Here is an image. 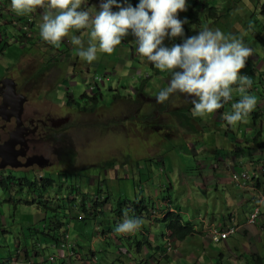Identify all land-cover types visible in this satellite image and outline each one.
Returning a JSON list of instances; mask_svg holds the SVG:
<instances>
[{
	"label": "rangeland",
	"instance_id": "374dc122",
	"mask_svg": "<svg viewBox=\"0 0 264 264\" xmlns=\"http://www.w3.org/2000/svg\"><path fill=\"white\" fill-rule=\"evenodd\" d=\"M94 3L95 0H93ZM219 3L218 8L215 6H210V8L230 9L233 0H220ZM263 6L264 3L257 7V0L254 5L250 2L237 4L233 8L237 13L231 19H222L219 24H216L218 25L216 29L219 30V26L234 23L241 27H245L247 23L254 26L255 31L246 30L238 33L220 31L226 36L242 38L245 46L251 48L255 46V49L259 50L258 53L254 52L247 58L246 67L240 70L241 75H247L252 79V92H258V94H264V82L255 71L256 65L259 70L264 65ZM191 7L192 0H187L185 13L190 12ZM217 17L218 13L215 18L204 15L203 20L212 23ZM6 30L9 34L1 43L4 50L0 54V80L10 75L17 82V86H21L27 80V89L23 94L27 99L25 113L29 114L33 109H37L46 122L51 118L69 117L71 123L53 133L64 140V153L67 152L65 148L67 145H72L75 152V154H59L57 151L59 145L55 140L52 142L49 140L48 143L45 141L44 156L51 158L53 163L45 168L34 166L28 169L21 168L18 171L31 181L34 174L39 176L52 174L57 184L62 181L65 185L68 174L79 175L70 178L68 183L77 185L81 188L80 191L90 193V197H94V194L96 192L98 194L101 190L102 198L108 199V203L104 206V214H99L94 219L70 218L73 216L69 212L66 213L67 218L70 219L66 233L67 241L70 245L74 244L80 254L87 255L92 249L97 255H104L105 252L109 257L120 255L115 252L117 245L114 242L117 238L115 236L104 237L100 234L101 226L114 228L116 231L119 224L110 216L117 200L143 203L150 213L154 210L160 215L155 225H150L152 222L149 219L142 221L145 233H139L137 240L134 234L130 238L122 239V258L127 261L143 259L145 251L150 252L151 250L148 244H151L152 249L155 250L156 245L161 243L163 249L166 250L167 242L163 241L162 234H166L169 220L182 218L191 223L194 217L198 216L195 210L201 217L205 216V208L198 205L194 209L191 201L184 196L186 182L193 183V181L200 180L206 185L207 192L216 191L218 188L217 192L223 191L230 202H233L231 196L234 197V194L236 198L234 183L227 185L222 175L226 173V169L231 167L235 170L234 165L231 166L226 161L233 163L238 160L241 164L248 165L247 161L240 157L244 156L247 148L251 146L250 143L239 135L237 129H233L229 138L224 137L223 132L228 127L223 124V119H220L221 116L216 110L213 115L206 114L207 116L200 120L191 119L190 124L200 134H190L188 127L182 125L177 119L176 113L182 108L186 112L189 104L193 103H189L184 94L182 96L179 91L171 93L163 104L157 103L156 97L160 91L169 86V79L160 78L157 73H154L146 57L138 52L132 58L127 51L114 50L110 55L98 51L97 58L91 63L81 57L73 62H63L62 57L72 50L66 45H63L60 50H55L52 55L44 52L47 49L44 48L43 51V48L35 46L39 42L35 35L34 40L27 42L19 38L17 42H14L13 27L10 24H1V33L5 34ZM79 38L82 39V36ZM45 44L48 49L55 46L49 42ZM68 45L71 44L68 43ZM48 64L53 66L48 70L44 69ZM87 67L92 70H109L113 77H117L113 82L107 81L103 86L97 75L96 81L102 91L99 98L102 97V99L98 101L99 106L93 113L68 107L69 98H65L69 93L81 106L83 105L82 97L88 86L93 83L89 72L86 71ZM142 69H148L152 74L145 96L137 94L134 88L137 82L136 77L138 78V73ZM117 74L120 75L115 76ZM133 78L135 79L130 84ZM138 80L141 79L138 78ZM122 83H127V86L123 87ZM109 84L120 88L117 91H110ZM231 88L233 94L238 91L239 86H231ZM115 92H120L122 97L113 99L111 95ZM132 94H134V99L131 97ZM136 95L137 100L141 99L140 102L135 101ZM142 102L148 111L141 112ZM193 108L194 105L191 112ZM155 111H160L156 118L152 117ZM224 113L227 114L226 111ZM191 118L194 117L191 115ZM247 155L250 158L253 157L251 153ZM109 161H113V166L105 165ZM11 170L14 171V169ZM60 172L66 173V176L60 177ZM81 176L86 177L85 182L82 181ZM187 176H190V181H187ZM201 190L203 192V188ZM69 192L70 189H67V186L60 189L62 195H67ZM219 193L218 197L221 196ZM14 194L12 193L10 202L0 205V258L7 260L3 263H11L12 259L24 255L32 258L35 263L39 261L43 264L61 262L62 257L57 248L50 245L45 247L50 239L43 236L41 230L45 222L44 218L54 213L35 205L23 204L27 200L25 193ZM3 200L8 201L9 197L0 192V201ZM164 200L171 202L170 206L164 203ZM131 205L126 204L123 207L132 210ZM144 216H146L145 213ZM146 232H148L147 235ZM174 241L175 238H171L173 248L175 247ZM233 242H237L241 248L238 256L235 255L231 259L232 262H236L249 254V247L236 234L229 237L228 244L231 245ZM41 244H43V249L40 250L39 256H35ZM192 252L195 257L190 256L189 262L193 264H219L220 253H214V261H212L209 254L201 253L198 249ZM223 253L228 256L227 251ZM49 256H55V260H49ZM76 262L74 261V264ZM179 263L186 264L181 258ZM16 264L24 263L17 261ZM115 264L121 263L116 262ZM157 264H167V261L158 260Z\"/></svg>",
	"mask_w": 264,
	"mask_h": 264
},
{
	"label": "clouds",
	"instance_id": "9594fccd",
	"mask_svg": "<svg viewBox=\"0 0 264 264\" xmlns=\"http://www.w3.org/2000/svg\"><path fill=\"white\" fill-rule=\"evenodd\" d=\"M100 2L101 0H95V3L93 5L97 4V5H101V7L100 10L97 12V14L93 16L90 15V13L87 10H80L82 0H11V5L7 7L8 9H6L3 0H1L2 7L0 11V19L3 18L4 16L3 14L4 10H8L7 19H10V15L12 13H16L20 15L18 17H14L12 15L13 19L11 20V24L19 32L16 42L18 41L19 38L28 42L29 35H27L23 31L22 27L19 26V23H22L23 20L25 19L28 20L26 18V15L23 14L31 13L37 8H42V9L47 8L48 11L44 12L43 22L40 24V36L44 41H46V43L49 42L50 44L57 46L56 48L61 46L62 44L61 39L67 36L71 29L74 28L80 30L84 28H91L87 47H85L81 38L76 36H73L71 38V43L73 45L78 46L79 57H81L82 59L86 60L89 63H91L97 58L98 51L110 55L113 53L115 47L121 43L124 37H129V38H131L132 36L137 37L138 39L136 43L138 44V52L141 56L147 58L151 66L152 64L154 65V67L152 66L154 73L157 72L156 69H159L162 72L158 73L159 74L158 76L164 79L165 78L168 79V76L166 74L167 71H171L172 73V78L168 80L169 86L166 89L160 91L159 94L157 95L156 97L157 103L165 102L168 99L169 95L176 91L181 92L182 96L184 94L186 100L187 97L193 96L194 99L192 101H188L189 103L192 102L193 104H189V108H187V112L189 113L190 116L192 115V117L198 118L197 120H200V118L205 117L206 114H210L222 107L224 108L226 102H228L232 98L231 86H233L234 84L235 86H239L238 91L241 94L245 93L246 89H249V87L251 86L253 82L252 79L247 75H241L240 70L245 67L246 60L249 56L252 55L253 49L251 47L245 46V43L243 42L242 38L238 39L234 36H226L219 29L213 31L209 28H204V30L202 31L201 25H202V21H204L203 14L205 13V9L207 5L203 9V11H198V13H200L201 15L200 18H198L195 17L194 14V12L196 11L194 9L195 0H192V7L190 9V12L187 13H185V10L187 8V0H130L129 5H125V0H120V2H118V0H106V2L104 3H100ZM262 2H264V0H260V5L262 4ZM178 13H180L181 15L180 16L177 15ZM197 21L200 22V25L198 27L199 30L198 34L188 37L187 39L184 40L183 44L173 45L175 38L182 37L184 34L183 24L185 23V27L188 30H192ZM26 23L27 21H25V24ZM204 23L207 22L204 21ZM217 23L218 22H212V24L211 23L210 24L214 26ZM28 30L29 33L33 34V37L31 38L33 39L34 31H33L32 20L28 21ZM168 46H172V47H168ZM146 70L148 69L140 70V72L138 73V78L141 79L143 76H146L147 74ZM255 71H257L256 67H255ZM88 72L93 80V83L90 86H88V89L84 95H87L89 97H93L96 94V92H98V98L101 96L100 95L102 93L101 86H99L98 82L96 81L97 75L100 77L103 86H105L107 81L113 82L114 79H117V77H113L111 71L109 70H105V71L92 70L90 68ZM260 74L264 77V72ZM118 75L120 74H117L115 76ZM8 76L12 78V76L10 75ZM138 78L136 77L137 82L134 84V88L136 89V91H137ZM12 79L14 80V78ZM134 79L135 78H133L132 80L128 79L130 80V84L132 81H134ZM237 83L239 85H237ZM126 84L122 83V86L126 87L127 86ZM108 88L110 89V91H117V89L120 87L118 86L115 87V85L113 87L112 84H109ZM247 92L252 93L251 89H249V91ZM255 94H258V92H256ZM113 95L115 97H120V98L122 97L120 92H115L111 95L112 98H115L113 97ZM133 95L134 94H132L131 96L132 98ZM142 95L145 96V94ZM258 95L263 96L264 94H258ZM19 96L22 95L17 96L15 93V98L12 99L13 102ZM66 97L69 98L68 102L70 101V99H73L78 103L76 98L74 96H71V94L67 93L65 98ZM82 99H83V105L81 106L78 103L79 109L86 113H93L98 108L99 106L98 101H100L102 97L99 98L97 101H93L94 104L90 103L91 105L89 106H88V102L90 99H88L87 97L85 98L82 97ZM135 101L138 102L137 95ZM68 102H67L68 107L78 109L77 106H69ZM26 103H27V99L23 103V111ZM223 103L225 104L223 105ZM256 104H257L256 97L243 95L241 100H239L237 103L232 105L233 112L231 114H229L231 112L229 110H226L227 114H225L222 109L220 119H223V121L225 120L226 125L228 126L231 125L235 126L238 122L243 121L245 117H247V115L249 114V118L252 120L253 123L263 124L264 104L263 105L260 104V107L255 108ZM94 105L96 107L94 111L84 110V108L90 109ZM193 105H194L193 112H191V108L193 107ZM227 105L228 107H230V104ZM9 111L10 110H8L7 112ZM141 112H145V111L141 110ZM155 112L156 113L154 116L151 115L154 118L157 117V113L160 111H155ZM254 113H257L258 116L256 117ZM68 118L67 117L55 118V119L52 118L50 120L51 121L50 123H52L51 124L52 128L57 129L63 126H67L71 122L70 118L69 119ZM134 118L135 117L133 116V120ZM68 120H70L68 123L60 124ZM56 124H60V125H56ZM186 126L188 127V129H194V127L191 124ZM53 132L55 131L50 132V134L48 135V139L51 142L53 140L57 142V144L59 145L57 147L58 153L64 155L66 153L75 154L72 145L71 146L67 145L65 147L67 152L64 153L63 152L64 140L58 138L56 134ZM190 132L191 131L189 130V133ZM194 132H198V131L194 129V131L191 134L193 135L197 134ZM23 143L24 140L22 141V143L20 142L19 145L21 146ZM263 143L264 140L261 141L259 147L264 151V148L262 147ZM253 149H254L253 146L249 147L248 153H251L253 157L247 159L246 161L248 164H251L250 166H252L253 169H257L258 168L257 165L259 163L264 162V157L263 155H259L257 157L255 153H253L254 152ZM33 156H28L27 158H31ZM25 157L26 154L24 157L19 156L17 158H25ZM16 161L19 164H23L26 162L25 161L23 163H20L18 159H16ZM106 164L107 163H105V165ZM34 166L39 167L38 165H33L29 167H22V169H28ZM46 167H48V165ZM8 168L9 170L21 169L19 167L11 168L9 165H6L4 168H0V170L2 171ZM249 172L250 171L247 170L242 171L240 173L236 172L232 174L231 181L236 182L237 185L241 186L240 188L251 187L252 185H254V180H252V178L255 176L253 174H250ZM5 176L6 175H2L0 178H4ZM23 176L26 175L23 174ZM34 176L40 177L37 174H34ZM43 176L46 175L43 174ZM81 178L82 181L84 182L86 181L85 176H81ZM168 187L172 189L171 186L168 185ZM67 189L69 188L67 187ZM81 192H83V190ZM99 192L102 191L99 190ZM99 192L98 194L96 192V194H94V197H90V193L83 192L88 197V201L86 203L88 208L92 206V201L94 198L99 201H104V198L98 199ZM69 194L71 193L69 192L68 195ZM261 194H264V191ZM76 202L80 207L79 197L78 199H76ZM165 202L171 204V202L164 200V203ZM263 203H264V195L259 199L258 205L253 207V209L249 213L247 217L248 225L253 226L257 223L258 218H260L261 216V211H262L261 206ZM144 209L146 210L144 211ZM255 209H259L260 212L259 214H257L254 223L251 224L249 223V218ZM141 210L144 211L146 216H144V213L142 215L136 214V212L133 209L125 211L129 214L126 215V213L124 212L120 218H115L114 214L111 213L110 218H112L113 221H115L116 219L115 222L119 225L116 228V231L113 228L104 237L115 236L117 239L114 243L117 245V242L122 243L123 238H128L127 234L133 232L139 227L142 229L143 231L142 233L144 234L145 228L143 227L142 221L149 219L152 222L150 223V225H155L156 223H158L159 221L158 218L160 216L158 211L153 210L150 213L149 210L144 207H142ZM162 215L164 216V214ZM180 220H182L183 222H188L182 218ZM192 226L194 228L193 235L195 236L197 235L196 232L197 229H195L194 225ZM228 227L223 230L212 229L210 231L211 240L216 243L220 242L221 240H227V239H220L219 241H215L213 239L212 233L213 230L225 232L228 229ZM234 227L237 229L235 225ZM101 228L103 229L102 226ZM237 232L235 234H237ZM168 233L169 232L166 229V234H162L164 241L167 242V249L164 250V252H162V250L159 252L150 251V255L148 256L150 262L149 264H157L158 260L167 261V256H166L167 254L170 253H173L171 255L179 254L180 253L179 250L181 248L180 245H176V241H183L187 237L189 238L190 236L193 237V235H188L183 239L175 238L174 241L175 247L173 248L171 243L172 237H169ZM147 234L148 232H146V235ZM135 238L137 240V237ZM67 244H69V241H67V237H66L65 239H63L60 246H57L55 248H64L66 247ZM156 253L159 255L161 254L160 255L161 259L159 258V256L154 257V254ZM68 255L73 256L74 251L68 249ZM52 257L53 259H49V260L51 261L55 260V256ZM96 261L97 259L95 258L92 263ZM10 264L13 263L11 262Z\"/></svg>",
	"mask_w": 264,
	"mask_h": 264
},
{
	"label": "crops",
	"instance_id": "0c3cea01",
	"mask_svg": "<svg viewBox=\"0 0 264 264\" xmlns=\"http://www.w3.org/2000/svg\"><path fill=\"white\" fill-rule=\"evenodd\" d=\"M4 5L7 7L11 5V0H3ZM106 0H101L100 3H104ZM120 2V0H118ZM130 0H125V5H129ZM202 4H206L209 6H215L219 7L220 5V0H200ZM250 2L252 5L255 4L256 0H233V4L230 5V9L227 10H219L218 9V17L215 19L214 22H221L222 19L229 20L232 18L233 15H235L237 12L233 9L237 4L241 3H248ZM264 3V2H262ZM258 5V2H257ZM93 8V0H82L81 4V9L80 10H87ZM45 11H48L47 8H37L31 13H26L23 15H29V18L33 21V31L35 38L38 39L39 42L35 45L37 48H44L47 49L44 52L51 53V50L45 47L46 41L42 39L40 36V24L43 22V14ZM4 16L3 18L0 19L1 24H10L12 27L13 25L11 24V20L13 19L12 15L14 17H18L20 15L16 13H12L10 15V19H7L8 17V10H4L3 12ZM195 17L200 18V13L198 11L194 12ZM177 15H181L178 13ZM212 24V23H211ZM210 23H204L202 21L201 25V30L203 31L204 28H209V29H216L218 25H214V27H209L211 25ZM1 27V26H0ZM254 26L251 25L250 23H247L245 27L239 26L237 23H234L232 25L228 26H219L220 30L224 31H232L235 33L241 32V31H255ZM14 33L12 34V39L14 42H16V39L18 38V30L13 27ZM79 31V32H78ZM7 34L9 32L6 30L5 34H2L0 31V42L4 39L7 38ZM89 32L87 31L86 28L84 29H71L69 31V34L61 39V41L67 40L71 44L70 38L73 36L80 37L82 36V41L84 45H87V41H89ZM80 35V36H79ZM34 40V38L32 39ZM78 46H74L72 50H69V53L67 55H64L62 57L63 62H73L76 61V59L79 57L78 51H77ZM70 49V48H69ZM253 53L256 52L258 53L259 50L255 49V46L252 47ZM71 52V53H70ZM2 53V52H1ZM0 53V54H1ZM252 53V54H253ZM43 55L41 54V57ZM43 60V58H42ZM18 63L20 62L19 60L17 61ZM258 65H256V74H259L264 81V77L260 74L264 72V65H262L261 69L259 70L257 68ZM246 67V64H245ZM13 78V77H12ZM235 86V84L233 85ZM249 89L252 91V87L250 86ZM243 95H249V96H254L256 97L257 104L256 107H260V104H264V95H258L255 94L254 92L249 93L245 91V93L241 94L239 91L231 94L232 98L230 101V107H228L227 104H225V107L223 108V111L229 110L231 111L229 114L233 112L232 105L237 103L239 100L242 99ZM194 99L193 96L187 97L188 101H192ZM213 115V112L210 113ZM220 114V113H219ZM207 116V115H206ZM223 124L226 125L225 120L223 121ZM226 131L223 132L224 137L229 138V136L233 133V129H237V132L239 133L240 136H243L245 141H248L251 146L254 147L253 151L255 155L258 157L259 155H263L264 157V151L260 149L259 144L261 141L264 140V123L259 124V123H253L252 120L249 118V114L245 119L241 122H238L235 126L231 125L228 126ZM203 131L206 132V130ZM192 132H190L191 134ZM197 134H200L199 132H194ZM248 152L249 148H247L246 153H244V156H241L240 158L249 159L248 157ZM228 164L231 166L234 165L235 170L231 167L229 169H226V173L223 174L222 176L224 177V182L227 185H230L231 183H234L235 186V192L236 193V198L235 194L234 197L231 196L233 199V202L229 201L228 196L224 195L223 191L221 193L217 192L219 190L217 188L216 191H211L207 192L205 190L206 185L201 182L200 180H196L192 182H186L184 187V196L191 201V204L193 205V208L196 209L198 205L202 206L205 208V216L201 217L199 212L195 210V213H197L198 216L194 217L193 222H191L192 225H194L195 229H197V235L190 236V239L187 237L183 241H176V245H180V253L177 255H171L167 254V262L168 264H180L179 259H184L186 264H193L192 262H189L191 260V257H195V254L191 251L198 249L201 253H206L209 254L210 260L214 261V253H220V260L219 264H258L256 263V260L258 256L263 257L264 256V203L261 206V216L258 218V221L255 225L250 226L247 224V217L253 207L258 205L259 199L264 195L261 194L264 191V188H260L257 185H252L251 187L248 188H240L241 186L237 185L236 182L231 181V176L232 174L242 171H250V174H253L258 180H264V162L259 163L257 166V169H253L251 164L245 165L241 164L240 162L235 161L233 163H229L226 161ZM163 165V163H162ZM253 172V173H251ZM191 176V175H190ZM190 176H187V181H190ZM203 188V192L201 190ZM197 193V194H196ZM221 194L220 197H218L217 194ZM209 195V197H206ZM167 205L170 206L167 202H165ZM235 225L237 227V234L239 236V239L243 240L246 242V246L249 247V254L242 259H239L236 262H232L231 259L236 255L238 256V253L241 251V248L239 247L237 242H233L231 245L228 244L229 239L227 240H221L220 242L216 243L213 242L210 238V231L212 229H218V230H223L226 229L228 226ZM142 229L139 227L133 232L127 234V237L130 238L133 234L135 237L138 236L139 233H142ZM192 237V238H191ZM231 238V237H230ZM162 239L164 241V238L162 236ZM218 245H221V247H218ZM117 246H121L122 249V243L117 242ZM38 247V246H37ZM45 247L47 248V245L45 244ZM52 247H54V244H52ZM74 247V244L70 245L67 244L66 247L64 248H57L60 256L64 257L68 255V249H71ZM43 249V244H41L38 247V250L35 252V256H39L40 250ZM65 250V253H64ZM123 251V250H122ZM223 251L228 252V256H225ZM150 255V252L145 251V257L141 260H133L129 259L125 261L122 264H149L148 256ZM161 255V254H160ZM159 254H154V257H158L161 259ZM165 256V257H166ZM164 257V259H165ZM206 257V255H204ZM229 259V260H228ZM12 263L16 264L17 261H21L24 264H43L42 261H39L38 263H35V261L32 258L29 257H17L12 259ZM7 261L6 259L0 258V264H5L3 262ZM110 259L106 258L105 262L107 264H110ZM7 264V263H6ZM10 264V263H8ZM56 264H61V262L56 263ZM199 264V263H198Z\"/></svg>",
	"mask_w": 264,
	"mask_h": 264
},
{
	"label": "trees",
	"instance_id": "16d2710c",
	"mask_svg": "<svg viewBox=\"0 0 264 264\" xmlns=\"http://www.w3.org/2000/svg\"><path fill=\"white\" fill-rule=\"evenodd\" d=\"M258 5L257 7L260 6V0H257ZM206 7V4H202L200 2V0H195L194 3V9L196 11H203V9ZM256 8V7H255ZM264 9V6H263ZM218 13V11L216 9H211L209 5H207L206 9H205V13L204 15H209L213 18L216 17V14ZM193 14V13H192ZM26 18L28 20H31V18H29V15H26ZM200 25V22L197 21L195 23V26L192 30H188L185 27V23L183 24V28H184V34L182 37H176L173 45L175 44H183L184 40L187 39L190 36L196 35L198 34L199 30L198 27ZM88 29V28H86ZM137 37L132 36L131 38L129 37H124L121 41V43L119 45H117L115 47L114 50L117 51H122V52H129L130 53V57L134 58V55H136L138 53V44L137 42ZM69 41L64 40L62 41L63 45H66L68 47V49H72L75 45H73L71 43V45H68ZM70 44V43H69ZM62 45V46H63ZM168 47H172V46H168ZM59 48V49H58ZM55 49L53 47L49 48L52 52L51 54L54 55L55 50H60V46ZM4 48L1 45L0 42V53L3 52ZM129 50V51H128ZM152 64V63H151ZM53 65L52 64H48L47 67H45L44 69H50ZM152 66L154 67V65L152 64ZM180 70V69H177ZM156 73H160L162 71H160L159 69H156ZM147 74L146 76H143L141 78V80H138L137 83V93L139 94H145L146 93V88L148 87V85L150 84V80L152 78V74L146 70ZM168 79L172 78V73L171 71H167L166 72ZM159 75V74H158ZM160 77V76H159ZM161 78V77H160ZM237 85H239L237 83ZM125 86V85H124ZM246 91H249V89H246ZM87 97L89 100L88 102V106L91 105L90 103H93V101H97L98 100V92H96V94L93 97H89L87 95H83V98ZM113 97H115L113 95ZM120 97H115L113 99H117ZM139 102V100H138ZM164 103V102H163ZM162 103V104H163ZM94 104V103H93ZM225 103H223L224 105ZM226 104H230V101L226 102ZM69 106H77L79 109V104L74 101L73 99H70V101L68 102ZM95 105L88 109V108H84L85 111H94L95 110ZM222 108L216 110L220 113L221 116V112H222ZM184 109H182L179 113H176V117L177 119H179L181 121L182 125H190V121L191 119L197 120L198 118H191V116L189 115V113L186 111H183ZM191 114V113H190ZM254 115L257 117L258 114L254 113ZM221 118V117H220ZM191 132L194 131V129H189ZM262 147L264 148V143L262 144ZM107 166H113V161H109L107 164ZM60 177L66 176V173H59ZM78 175H67L66 176V185L62 182L59 181L60 183L57 184V182L55 181V178L51 175V174H47L46 176H34L33 180H28V178L26 176H20V174L15 173V172H11L10 174L5 176L4 178H0V192L1 193H5L7 194V196L9 197L8 201H0V205H2V203L6 204L8 202H10L11 200V196L12 193L13 195H15L14 193H17L18 195H22V194H26L27 196V200L23 202V204H28V205H35L38 206V208L40 207L43 210H51L54 214L50 215L49 217H45L44 220L45 222L42 224L43 228L42 230V235L43 236H47L49 237L50 241L49 244L47 243V246H52V244H54V247L60 246V244L62 243L63 239H65L67 237V229H68V225H69V218H67L66 213H70L73 217L70 218H79L82 220L85 219H94V217H96L99 214H104L103 210H104V206L108 203V199L104 198V201H99L96 200L95 198L92 201V206L90 208L87 207V201H88V197L86 194H84L83 192H81L77 187V185L75 184H70L68 183V180H70V178H74L77 177ZM6 178V180H5ZM252 180H254L255 185H257L258 187H262L264 188V180H260V178H258V180H256L255 177L252 178ZM62 182V183H61ZM67 186L70 189V193L71 194H67V195H62L60 194V189H62L63 187ZM16 188H18V190H16ZM57 188V190H56ZM98 195V199H102V194ZM78 197L81 198L80 200V207L78 205V203L76 202V199H78ZM126 204H132L131 207L132 209L136 212V214H143L144 211L146 209H144V211L141 210L142 207L146 208V206L143 205V203H138L137 201H117L116 202V206L115 208H113L111 210V213L114 214L115 218H120L122 216V214L128 210L129 208L123 207ZM134 212V213H135ZM135 215V214H134ZM65 217V219H64ZM116 221V219H115ZM101 226V225H100ZM193 226L188 223V222H183L182 220H177V219H173V220H169L168 224H167V231L169 232L168 235L169 237L172 238H177V239H183L188 235H193ZM40 231V230H37ZM111 231L110 227H104L103 229L100 227V234L102 236H106L108 232ZM147 242V241H146ZM149 248L151 249L150 251L152 252H159L162 250V252H164L163 249V244L159 243L156 245L155 250H153L151 244H148ZM123 246V243H122ZM124 246H126L124 244ZM71 251H74V255L70 256L67 255L65 257H62L61 260V264H74V261H77L75 264H107L105 262L106 258L110 259V264H115L116 262L118 263H124L125 260L122 258L123 255V251L121 249V246H117L115 249L116 253H120V255H115V256H111L109 257L108 255L105 254H101V255H97L96 252H94L92 249L90 251L89 254H85L82 255L80 254L77 249L75 247H72L70 249ZM75 256V257H74ZM74 258V260L72 259ZM97 259L96 262L92 263L94 259ZM136 260V259H133ZM256 263L258 264H264V256H258Z\"/></svg>",
	"mask_w": 264,
	"mask_h": 264
},
{
	"label": "flooded vegetation",
	"instance_id": "af4514ba",
	"mask_svg": "<svg viewBox=\"0 0 264 264\" xmlns=\"http://www.w3.org/2000/svg\"><path fill=\"white\" fill-rule=\"evenodd\" d=\"M101 5H93L92 9H88V12L90 15H95L100 10ZM91 31V28H88L87 31ZM33 37V34L29 36V41H31ZM63 44H61L60 48ZM54 46L53 48L55 49ZM51 54V53H50ZM90 67L86 68V71H89ZM35 80V79H34ZM27 80H25V83H23L21 86H17V82L15 81V93L16 95H22L24 96V92L27 89ZM9 84L0 89V105L3 102L8 103L9 112H6L5 110L0 108V156L1 155H7L8 161L4 162L2 156L0 157V165L1 164H9L12 159V156L15 154H18L19 152H25L26 157L25 158H17L20 163H23L26 161V158L28 156L38 155V156H44L43 153V145L46 141V143L49 142L48 135L51 131H56L60 128L54 129L52 128L50 123L51 119L49 121H45L42 119V115L38 112L37 109H33L29 114L25 113V107L24 111L22 110L21 114V123L19 127H17V122L14 118H10L8 120H5L4 117L8 115H14L17 109L16 101L17 98L12 100L11 93L9 91ZM25 97V96H24ZM26 100V98H25ZM24 100V101H25ZM12 107V108H11ZM141 110L148 111L147 107H145L142 103ZM68 118V117H67ZM69 119V118H68ZM70 120L60 123L65 124L68 123ZM71 123V122H70ZM56 124V125H60ZM12 141V143L15 144L14 147L10 148L9 141ZM24 140V143L20 146L19 143ZM45 157V156H44ZM48 160V166L52 164L51 158H47ZM12 170H0V177L2 175H9ZM15 173H20L18 169L14 170ZM20 176H23L22 173H20Z\"/></svg>",
	"mask_w": 264,
	"mask_h": 264
},
{
	"label": "water",
	"instance_id": "95a60500",
	"mask_svg": "<svg viewBox=\"0 0 264 264\" xmlns=\"http://www.w3.org/2000/svg\"><path fill=\"white\" fill-rule=\"evenodd\" d=\"M9 84V91L11 93V97L12 99L15 98V82L12 78L10 77H5L3 79L0 80V89H2L3 87H6ZM25 98L23 96H19L17 97V101H16V105H17V109L16 112L14 113V115H8L6 117H4V119H9V118H15L16 119V124L17 127H19L20 123H21V114H22V110H23V103H24ZM8 103L3 102L2 105H0V108L5 110L6 112L9 110ZM22 143V142H21ZM14 143H12V141H9V146L10 148L14 147ZM3 158L4 162L8 161V157L7 155H1ZM24 157L25 156V152H19L18 154H15L12 156V159L10 161L9 164H1L0 168H4L6 165H9L11 168H22V167H29V166H33V165H38L39 168H43L46 167L48 165V160L46 158H44L43 156H33L31 158H27L26 162L23 164H19L17 163L16 159L17 157Z\"/></svg>",
	"mask_w": 264,
	"mask_h": 264
},
{
	"label": "built area",
	"instance_id": "2783aa9c",
	"mask_svg": "<svg viewBox=\"0 0 264 264\" xmlns=\"http://www.w3.org/2000/svg\"><path fill=\"white\" fill-rule=\"evenodd\" d=\"M1 0H0V11H1ZM25 21H27V23L25 24ZM28 21L29 20H23L22 23H19V26L22 27L23 31L31 36V33H29V30H28ZM259 209H255L254 212L250 215V218H249V223H254L256 217H257V214H259ZM237 232V229L234 227V225H231L228 227V229L225 231V232H220L218 230H213V239L215 241H219L220 239H228L230 236H233L235 233ZM49 259H53L52 256L49 257Z\"/></svg>",
	"mask_w": 264,
	"mask_h": 264
},
{
	"label": "bare ground",
	"instance_id": "6f19581e",
	"mask_svg": "<svg viewBox=\"0 0 264 264\" xmlns=\"http://www.w3.org/2000/svg\"><path fill=\"white\" fill-rule=\"evenodd\" d=\"M1 157V156H0ZM5 180H6V178H5Z\"/></svg>",
	"mask_w": 264,
	"mask_h": 264
}]
</instances>
